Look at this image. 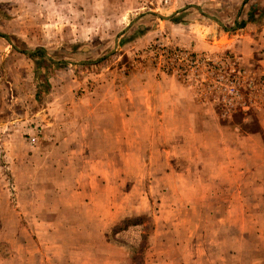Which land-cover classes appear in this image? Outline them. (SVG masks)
Returning a JSON list of instances; mask_svg holds the SVG:
<instances>
[{"label": "rangeland", "instance_id": "rangeland-1", "mask_svg": "<svg viewBox=\"0 0 264 264\" xmlns=\"http://www.w3.org/2000/svg\"><path fill=\"white\" fill-rule=\"evenodd\" d=\"M194 19L251 37L164 41ZM262 23L264 0H0V264H264Z\"/></svg>", "mask_w": 264, "mask_h": 264}, {"label": "crops", "instance_id": "crops-1", "mask_svg": "<svg viewBox=\"0 0 264 264\" xmlns=\"http://www.w3.org/2000/svg\"><path fill=\"white\" fill-rule=\"evenodd\" d=\"M189 10L185 11L187 14ZM182 13L178 14L180 16ZM181 20H185L181 18ZM166 25L163 26L166 30L167 36L163 38L168 45L172 47H183L190 49L193 52H205L212 53L216 50H230L232 47L233 39L229 37H251L246 34H229V30L220 31L218 26L211 25L209 23H204L202 20L194 19L191 24L184 25L183 22L174 23L167 21ZM218 25V24H217ZM261 29V32L257 37H264V24H260L257 27ZM158 33V30H152L148 32L151 38H154ZM166 39V40H165ZM264 70V62L262 65Z\"/></svg>", "mask_w": 264, "mask_h": 264}, {"label": "built area", "instance_id": "built-area-1", "mask_svg": "<svg viewBox=\"0 0 264 264\" xmlns=\"http://www.w3.org/2000/svg\"><path fill=\"white\" fill-rule=\"evenodd\" d=\"M163 56H165L167 61V71H169L174 66H177L176 69L179 70H181V67L199 70L201 64L209 65L210 63V60L206 56L201 59L198 55H195L194 53H188L187 51L169 50L166 51Z\"/></svg>", "mask_w": 264, "mask_h": 264}, {"label": "trees", "instance_id": "trees-1", "mask_svg": "<svg viewBox=\"0 0 264 264\" xmlns=\"http://www.w3.org/2000/svg\"><path fill=\"white\" fill-rule=\"evenodd\" d=\"M37 53L33 54L32 56H36ZM132 225L138 226L139 224L137 222H134ZM145 230V228H143ZM141 245L139 246V249L143 246V243L145 242V233H142L141 237Z\"/></svg>", "mask_w": 264, "mask_h": 264}, {"label": "water", "instance_id": "water-1", "mask_svg": "<svg viewBox=\"0 0 264 264\" xmlns=\"http://www.w3.org/2000/svg\"><path fill=\"white\" fill-rule=\"evenodd\" d=\"M160 18H162L163 20H168V18H167V17H160Z\"/></svg>", "mask_w": 264, "mask_h": 264}]
</instances>
